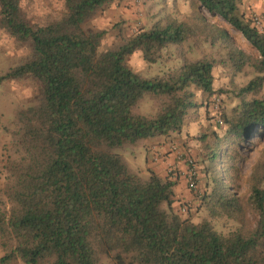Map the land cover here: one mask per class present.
<instances>
[{"label":"trees","instance_id":"trees-1","mask_svg":"<svg viewBox=\"0 0 264 264\" xmlns=\"http://www.w3.org/2000/svg\"><path fill=\"white\" fill-rule=\"evenodd\" d=\"M120 1L62 0L58 18L39 23L26 17L20 0H0V28L29 51L0 82L29 76L39 85L36 97L16 108L8 133L0 264H98L103 257L113 264H264V144L250 166L246 196L233 184L246 140L264 138V35L244 16L240 0H188L230 25L257 55L235 48L197 9L186 20L138 27L100 50L105 31L82 25ZM191 39L218 43L232 72L249 67L252 77L235 91L215 90L212 58L182 59L152 76L126 63L135 51L155 63L169 46ZM228 93L236 104L228 113L220 106L213 111L214 127L197 139L205 163L199 203L207 217L193 222L172 205V176L146 168L142 178L116 149L178 133L188 109L199 104L208 111L212 97L221 101ZM146 95L156 98L153 113H135ZM217 119L222 128H215ZM220 217L237 226L215 230L210 219Z\"/></svg>","mask_w":264,"mask_h":264},{"label":"rangeland","instance_id":"rangeland-1","mask_svg":"<svg viewBox=\"0 0 264 264\" xmlns=\"http://www.w3.org/2000/svg\"><path fill=\"white\" fill-rule=\"evenodd\" d=\"M22 9L26 17L34 22H47L57 19L62 12V0H20ZM240 9L245 17L252 22L253 14L264 17V0H240ZM197 9L207 19V21L222 28L228 35L232 45L250 56H256V51L245 41V39L236 32L230 25L222 21L219 17H212L204 10H201L196 2L188 0H121L120 2H110L102 6L89 19L83 23L84 30H104V34L100 41L99 49H107L117 44L120 39L130 35L138 27H147L153 22L164 21L166 19L186 20L191 11ZM256 29V28H255ZM257 30V29H256ZM258 31V30H257ZM259 32V31H258ZM260 33V32H259ZM262 34V33H261ZM28 48L19 44L7 33L0 28V75L28 57ZM201 56L212 58V86L215 90L219 88H227L236 90L252 77V71L249 67H244L240 72L233 73L229 63L225 60V51L216 43L209 45L200 42L198 45L191 39L180 46L171 45L168 51L162 53L160 60L155 63L145 62L139 51L126 56V63L135 72L144 75H160L168 69L175 68L182 59H193ZM38 83L29 76L23 77L17 81L0 82V189L4 183L3 163L5 157L11 152L9 148V131L12 129V119L14 112L18 107H24L31 102L38 93ZM197 102H203L204 97L196 94ZM257 95H261V92ZM250 96V94H249ZM248 96V97H249ZM237 99L231 93L221 96V111L228 113L236 104ZM156 98L150 95L144 96L135 106L133 111L139 114H151L156 106ZM197 104V103H196ZM214 114L211 109H206L199 104L187 110L186 122L184 125L183 137L178 139H170L167 148L171 144L176 146V152L180 157L176 161L183 162L185 158H189L193 162V171L195 179V188L189 189L186 184L185 175L179 183V196L172 205L176 213L181 217H188L191 221L197 222L202 217H207L206 210L200 205L199 195L204 189V174L201 171L204 164L199 162L201 152L200 142L197 140L201 134L209 132L215 124L212 118L208 116ZM221 123H217L215 128L221 127ZM222 128V127H221ZM220 128V129H221ZM218 129V128H217ZM162 142L164 137L160 136ZM161 143V141H159ZM264 144V138H250L244 143L246 150L242 153L246 156L244 162L239 165L238 173L234 175V186L238 195L242 198L247 194V177L250 166L259 156V150ZM144 146L137 148L121 147L116 151L121 155L127 166L136 171L137 174L144 178L145 172H139L137 169L145 163ZM174 154V153H173ZM172 154V155H173ZM174 156V155H173ZM176 172V169H170ZM186 173V172H185ZM178 191V192H179ZM5 203L0 196V207ZM184 207V211L181 208ZM215 230L226 233L234 229L237 223L233 220L220 217L210 219ZM0 248V253H2ZM15 264H23L17 261ZM98 264H113L108 258L103 257Z\"/></svg>","mask_w":264,"mask_h":264},{"label":"crops","instance_id":"crops-1","mask_svg":"<svg viewBox=\"0 0 264 264\" xmlns=\"http://www.w3.org/2000/svg\"><path fill=\"white\" fill-rule=\"evenodd\" d=\"M186 121L187 120L185 119V122ZM185 122L181 130L178 133H173L169 137H164L165 139L164 142L160 140L161 139L160 136H157V137H152V138L145 140L141 145L132 146V148L144 146L143 148L146 150L145 156L148 155V157L145 158V163L137 169L139 172L144 171L147 176L146 168H149L158 175L172 176V178L175 180V185L173 187V193H174L173 203L176 202L174 198H177L179 196L180 188L178 187L179 183L177 182L181 181V179L184 178V175L186 172V166L182 164L181 162L176 161L178 158L176 157L175 152L170 151V149L167 148V143L173 137H175L174 139H178L179 136L183 137L181 134L185 131L183 129ZM159 141H161V143ZM174 157L176 158V160L174 159ZM170 169H176V172L172 173Z\"/></svg>","mask_w":264,"mask_h":264},{"label":"built area","instance_id":"built-area-1","mask_svg":"<svg viewBox=\"0 0 264 264\" xmlns=\"http://www.w3.org/2000/svg\"><path fill=\"white\" fill-rule=\"evenodd\" d=\"M252 22L255 26V28L264 35V17L258 14H253L252 16ZM220 106V100L218 97L213 98L212 102H210L209 107L211 111H217ZM217 122L219 123V120L217 119ZM170 151L175 152V155L177 158L180 157V154L176 152L175 145L171 144L169 146ZM184 162L187 164V169L185 173V180L188 188L194 189L195 188V179H194V171H193V162L189 158H185ZM184 208H181V211H183Z\"/></svg>","mask_w":264,"mask_h":264}]
</instances>
